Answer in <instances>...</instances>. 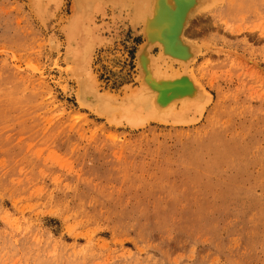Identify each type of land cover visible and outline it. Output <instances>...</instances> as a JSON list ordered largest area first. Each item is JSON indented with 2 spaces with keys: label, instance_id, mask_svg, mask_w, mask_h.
<instances>
[{
  "label": "rangeland",
  "instance_id": "rangeland-1",
  "mask_svg": "<svg viewBox=\"0 0 264 264\" xmlns=\"http://www.w3.org/2000/svg\"><path fill=\"white\" fill-rule=\"evenodd\" d=\"M73 6L0 0V264H264V0L193 17L202 117L136 128L80 105ZM111 12L90 71L121 99L143 37Z\"/></svg>",
  "mask_w": 264,
  "mask_h": 264
},
{
  "label": "bare ground",
  "instance_id": "bare-ground-1",
  "mask_svg": "<svg viewBox=\"0 0 264 264\" xmlns=\"http://www.w3.org/2000/svg\"><path fill=\"white\" fill-rule=\"evenodd\" d=\"M219 1L73 0L74 12L65 34L68 56L77 63L80 105L110 123H125L133 128L152 121L183 125L197 122L211 97L190 71L205 46L189 39L188 29L193 17ZM109 8L115 23L125 21L127 28L143 37L135 54L140 84L135 89L128 88L121 99L100 91L90 71L94 55L109 40L102 35L103 25L96 22L97 15L106 16Z\"/></svg>",
  "mask_w": 264,
  "mask_h": 264
}]
</instances>
